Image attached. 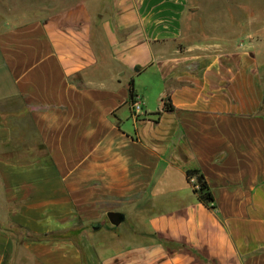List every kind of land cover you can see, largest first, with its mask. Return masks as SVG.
I'll list each match as a JSON object with an SVG mask.
<instances>
[{
  "label": "crops",
  "instance_id": "1",
  "mask_svg": "<svg viewBox=\"0 0 264 264\" xmlns=\"http://www.w3.org/2000/svg\"><path fill=\"white\" fill-rule=\"evenodd\" d=\"M27 10L0 33V264H264L257 20L197 0Z\"/></svg>",
  "mask_w": 264,
  "mask_h": 264
},
{
  "label": "rangeland",
  "instance_id": "2",
  "mask_svg": "<svg viewBox=\"0 0 264 264\" xmlns=\"http://www.w3.org/2000/svg\"><path fill=\"white\" fill-rule=\"evenodd\" d=\"M22 2L20 4L18 0H0V33L8 29L11 24H16L18 22L15 19L19 13L27 14V12H30L27 10L29 3L34 4L35 2L39 4L42 0H22ZM197 4H200L204 8V12L202 10V12L198 14L200 16L204 15L203 13L211 17L220 18H245L247 16H252L258 22L257 28L259 37H264V0H197ZM237 4L242 7L241 10L235 9L234 5ZM106 221L105 223H107ZM106 225L105 230L108 229L110 224ZM100 229L94 230L90 225L87 228V233L89 236H92L97 234ZM73 236L78 242H81L80 235L76 234ZM95 237L96 240H99L101 237L104 238L107 236L104 231H100Z\"/></svg>",
  "mask_w": 264,
  "mask_h": 264
},
{
  "label": "trees",
  "instance_id": "3",
  "mask_svg": "<svg viewBox=\"0 0 264 264\" xmlns=\"http://www.w3.org/2000/svg\"><path fill=\"white\" fill-rule=\"evenodd\" d=\"M131 96L132 99H134V90L133 87L131 89ZM164 110L166 111H172L174 110V106L171 103L169 98L164 99ZM187 177L189 181H192V179L196 178V183L199 185V188L195 187L194 183V192L197 194L198 200L205 204L207 207L211 209H216L215 204V198L212 193V190L210 189V186L208 185V182L204 176V174L200 171V169H188L187 170Z\"/></svg>",
  "mask_w": 264,
  "mask_h": 264
},
{
  "label": "water",
  "instance_id": "4",
  "mask_svg": "<svg viewBox=\"0 0 264 264\" xmlns=\"http://www.w3.org/2000/svg\"><path fill=\"white\" fill-rule=\"evenodd\" d=\"M107 216H108L109 221H110L113 225H119V224L123 221V219H124L123 214L120 213V212H116V211L109 212V213L107 214ZM101 226H102V225H101V223H99V222H98V223H95V224L92 225V227H93L94 230H98V229H100Z\"/></svg>",
  "mask_w": 264,
  "mask_h": 264
},
{
  "label": "built area",
  "instance_id": "5",
  "mask_svg": "<svg viewBox=\"0 0 264 264\" xmlns=\"http://www.w3.org/2000/svg\"><path fill=\"white\" fill-rule=\"evenodd\" d=\"M132 108H133V110H134V112H135L136 114H138V113H140V112L142 111L143 107H142V103H141V101L139 100V98H136V99L134 100V102H133V104H132ZM192 181H193L194 183H196V178L194 177V178L192 179ZM195 187H196V188H199V185L196 183V184H195Z\"/></svg>",
  "mask_w": 264,
  "mask_h": 264
}]
</instances>
